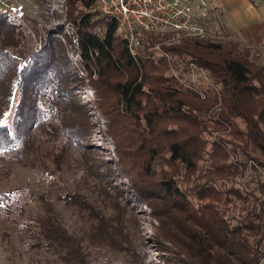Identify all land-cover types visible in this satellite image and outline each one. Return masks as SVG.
Instances as JSON below:
<instances>
[{
    "label": "trees",
    "instance_id": "16d2710c",
    "mask_svg": "<svg viewBox=\"0 0 264 264\" xmlns=\"http://www.w3.org/2000/svg\"><path fill=\"white\" fill-rule=\"evenodd\" d=\"M67 3L74 24L67 44L79 54L90 79V89L83 91L92 94L93 112L106 121L105 133L115 144V169L129 181L119 192L147 206L149 216L159 221L160 227L151 224L148 231L154 240L160 237L158 243H171L168 257L174 261L254 264L262 214L256 197L250 201L234 187L239 164L228 162L227 148L237 159L264 165V62L256 48L210 36L166 44L170 33L136 30L132 56L127 34L97 11L96 0ZM28 41L25 25L0 12V174L6 176L13 162L24 163L23 156L52 157L44 147L53 126L39 101L48 84L59 79L71 91L69 80L74 86L83 83L66 70L60 40L46 39L38 52ZM157 45L163 54L155 56ZM179 62L203 69L216 90L201 85L206 94L201 98L183 88ZM83 110L76 103L72 123L64 124L80 147L88 142L90 123ZM59 149L65 152L64 144ZM32 197L36 211L20 204L13 191L0 188V221L23 218L29 237L55 250L61 262L91 264L86 249L108 239L100 219L90 220L82 234H72L54 204L43 195ZM237 201L251 208L244 222L229 226L224 212ZM161 246L158 254L169 252ZM165 264L174 263L167 258Z\"/></svg>",
    "mask_w": 264,
    "mask_h": 264
},
{
    "label": "rangeland",
    "instance_id": "374dc122",
    "mask_svg": "<svg viewBox=\"0 0 264 264\" xmlns=\"http://www.w3.org/2000/svg\"><path fill=\"white\" fill-rule=\"evenodd\" d=\"M67 2L68 0H0V12L10 14L25 25L31 50L38 52L43 41L48 38L60 40L65 47L64 55L68 59L66 70L73 72L83 82L82 85L74 86V82L69 80L68 87L71 91L66 90L64 82L59 79L55 80L56 83L48 84L46 96H39V101L53 126L52 136L50 140L47 139L44 147L51 149L52 157L44 158L38 154L23 156L24 163L13 162L9 175L0 174V188L13 191L20 204L31 207L34 211L38 209V204L32 195L35 198L38 194L45 196L54 204L62 225L72 234H82L90 220L100 219L108 239L99 246L86 249L87 259L91 264H165L167 258L174 264H183L168 257L173 252L170 242L158 243L160 237L157 240L152 238L148 227L151 224L156 227L160 225L157 219L149 216L147 206L125 198L126 193L119 192L121 186L125 188L129 181L115 169V144L105 133L106 121L93 112L95 109L92 94L83 91L85 88L90 89V79L79 54L67 44V38L72 36L74 27L68 19ZM190 2L198 21L206 24L211 39L225 41V35L221 33L224 29L215 33L211 30L213 26L207 25L208 0ZM211 19L210 17L209 20ZM167 33L171 37L166 39V44L177 42L182 37L177 33ZM153 50L155 56L163 54L158 45ZM177 68L182 79L187 80V66L179 62ZM175 72L174 69L171 70V73ZM92 74L96 79L95 73ZM198 76L195 75L196 83L199 86L204 85ZM60 78L63 80V77ZM71 94L73 95L69 97ZM76 103L84 108V114L90 122L88 137H85L88 142L82 147L76 143L74 137L66 133L64 127L66 122L72 123ZM11 116L12 114L8 115V122ZM222 138L229 140L227 135H222ZM61 144H64L65 152L59 149ZM229 149L231 148H227L228 162L241 164L243 169L238 168L239 172L245 170L249 160L237 159L235 156L232 158ZM256 184H259V176L255 172L249 173L246 180H243L240 172L233 181L235 188L244 192L250 201L256 197L257 202ZM230 185L232 184H227ZM242 204L237 201L224 212L229 226L240 224L246 219V209L251 208V205ZM172 221L171 218L170 222ZM24 222L23 218L14 222L0 221V264H64L55 250L29 237L24 230ZM4 233L8 234L5 239L2 236ZM159 244H162L159 250L162 248L169 252L158 254Z\"/></svg>",
    "mask_w": 264,
    "mask_h": 264
},
{
    "label": "built area",
    "instance_id": "2783aa9c",
    "mask_svg": "<svg viewBox=\"0 0 264 264\" xmlns=\"http://www.w3.org/2000/svg\"><path fill=\"white\" fill-rule=\"evenodd\" d=\"M96 9L101 15L114 19L118 26L125 31L128 50L132 56L136 55L134 46L136 30L153 33L173 32L182 37L206 38L210 36L204 23L199 22L194 15L190 0H96ZM187 68L189 70L187 80L182 77L178 78L183 88H191L201 98H204L205 91L195 81V75H199L204 84H209L216 90L203 69L191 63ZM231 155L234 158L233 154ZM248 160V166L240 172H242L243 180L248 178L249 173L258 174L257 204L262 214L260 232L256 237L257 260L254 264H264V167L262 168L253 159ZM238 167L242 168L241 164Z\"/></svg>",
    "mask_w": 264,
    "mask_h": 264
},
{
    "label": "crops",
    "instance_id": "0c3cea01",
    "mask_svg": "<svg viewBox=\"0 0 264 264\" xmlns=\"http://www.w3.org/2000/svg\"><path fill=\"white\" fill-rule=\"evenodd\" d=\"M207 3L206 20L207 25L213 26L211 30L219 33L224 29L223 38L256 48L257 57L264 62V0H208Z\"/></svg>",
    "mask_w": 264,
    "mask_h": 264
}]
</instances>
